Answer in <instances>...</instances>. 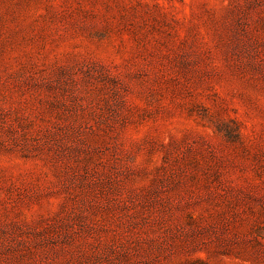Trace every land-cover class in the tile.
Wrapping results in <instances>:
<instances>
[{
  "label": "rangeland",
  "instance_id": "374dc122",
  "mask_svg": "<svg viewBox=\"0 0 264 264\" xmlns=\"http://www.w3.org/2000/svg\"><path fill=\"white\" fill-rule=\"evenodd\" d=\"M0 264H264V0H0Z\"/></svg>",
  "mask_w": 264,
  "mask_h": 264
}]
</instances>
